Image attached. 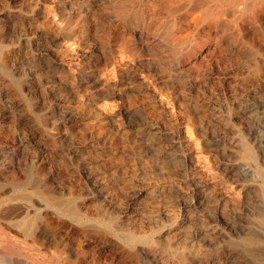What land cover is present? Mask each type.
<instances>
[{
    "label": "rangeland",
    "instance_id": "1",
    "mask_svg": "<svg viewBox=\"0 0 264 264\" xmlns=\"http://www.w3.org/2000/svg\"><path fill=\"white\" fill-rule=\"evenodd\" d=\"M29 3L32 0H0V185L8 187L9 191L6 213L5 209L0 210L4 230H0V264H49L50 260V264H55L60 256L59 259L68 260L72 244L70 233L75 222L68 209L73 206L78 209L85 196L92 200L90 208L96 214L94 218L85 219L93 229L88 230L87 236L78 226L77 234L83 241L78 238L76 243L84 246L81 247L83 262L146 264L139 255L134 258L125 253L124 244L115 242L123 239L121 236L127 230L141 233L143 242L139 243L164 253L173 262L169 264H185L191 259H197V264L222 262L220 246L228 239L216 236L214 229L226 226L216 220L222 208L229 212L226 206L230 177L224 169L236 159L244 162L241 157L243 125L230 116L222 104H211L202 110L210 125L200 126L193 121L194 134L190 137L159 106L152 91H138L128 102L142 105L141 113L150 112L155 118L153 125L166 134H146L145 127L150 122L140 119V113L131 112L128 116L118 115L111 122L113 143L103 141L101 111L95 99L101 96V89L97 86L90 92L87 83L90 71L99 73L98 67L89 60V50H93L94 56L103 52L101 0H39V7L45 8L53 18L50 27L41 26L39 47L34 43L28 46L24 40ZM90 4L97 9L95 13L89 10ZM88 24L94 26L95 36L85 31ZM28 67L37 68L42 78L57 77L53 90L31 93L24 90ZM91 113H95L93 118ZM182 115L185 114L181 112ZM142 131L149 142L170 141L175 146H143ZM89 172L100 187L87 185L85 175ZM138 189H144V193L135 197ZM46 190L58 196L61 205L47 201L42 196ZM102 191L106 198L100 195ZM24 203L34 206L30 221L34 226L43 225L46 237L35 240L22 236L16 221L20 217V204ZM47 208L49 215H44L43 209ZM80 209L83 211L82 207ZM9 210L13 214L7 213ZM226 212L225 220L229 217ZM95 227L102 233L94 232ZM84 237L89 240L92 237L93 242L87 243ZM10 242L21 245L22 250L10 252L6 247ZM34 244L42 248L37 255L25 249ZM91 253L97 258L91 259Z\"/></svg>",
    "mask_w": 264,
    "mask_h": 264
},
{
    "label": "bare ground",
    "instance_id": "2",
    "mask_svg": "<svg viewBox=\"0 0 264 264\" xmlns=\"http://www.w3.org/2000/svg\"><path fill=\"white\" fill-rule=\"evenodd\" d=\"M38 4L39 0H32V3H29L30 15H27L24 20V40L28 46L34 43L39 47L41 34H43L41 26L50 27L53 24V18L49 13H46L45 8L42 10ZM99 4H101L102 15L101 43L103 52L99 56H94L93 50H89V60L98 67L99 73H96L95 70L90 71L87 83L90 92H93L97 86H100L101 89V96L95 99L101 111L100 120H102V131L105 138L103 141L113 143L111 122L116 116L122 114L128 116L131 112L140 113L138 116L140 119H144L145 123L150 122L146 124L145 133L166 134V131L153 125L155 118L150 115V112L146 111L144 115L141 113L143 112L142 105L128 102L132 94H137L138 91H152L155 98L159 100V106L168 116L170 115V118L175 119L181 126L180 128H183L190 137L194 134L193 121H197L200 126L210 125L206 115L202 114L205 107L219 103L225 106L230 116L243 125L240 126L244 129V151L241 155L244 162L236 159L228 163L224 169L230 177V191L226 206L229 212L222 208V211L217 214L216 220L224 222L226 226L215 227L214 232L216 236L224 238V240L227 238L228 241L220 246L222 248L219 258L222 259V262L219 260L207 261L204 264H264V0H101ZM94 9V6L90 4L89 10L95 13L97 9ZM98 24L100 25V23ZM93 28L92 24H88L85 31L94 35L95 29ZM60 56L62 57V55ZM27 73L29 76L24 82L23 88L30 93L41 89L52 91L58 82L55 76L40 77L37 68L28 67ZM94 74L97 75V78L94 77ZM181 112L185 115L180 116ZM92 115L95 113H91ZM145 133L141 132V135L144 134L141 137L145 142L142 141L143 146L151 148L153 145H174L170 141L149 142V139L146 140ZM219 164L222 165V163ZM85 176L87 185H92L95 188L100 187V183L92 173L89 172ZM102 187L104 188V186ZM7 188L0 185V210L5 209L2 210L3 212L6 211L5 206L9 197ZM23 193L26 196L25 192ZM143 193L144 189L134 192L135 197H139ZM100 195L106 198L103 191L100 192ZM42 196L47 201L61 203L58 201V196L52 195L47 190L45 193L43 192ZM85 197L78 209L74 206L68 209L69 216L75 221L70 233L72 244L68 249L69 259L61 260L60 256L55 260L57 264H92L89 260L83 262L81 259L83 258L81 257L83 244L80 243L83 241V237L81 239L77 234L80 225L86 234L84 236H87L88 230L90 231L92 228L89 227L90 225L85 219L94 218L96 214L90 208L92 200ZM14 199L16 200V197ZM37 204H39L38 201ZM81 207L83 211H81ZM18 210L20 217L15 215V218H18L16 222L21 228L23 237L35 240L36 238L38 240L39 237H46L43 225L40 224L41 227L34 226L35 223L30 221V214L34 210L32 204H20ZM43 210L44 215H49L48 208ZM9 211L7 213L13 214L11 210ZM12 211L14 210L12 209ZM225 212L229 213L226 220ZM1 224L3 223L0 222V230H3ZM94 232L102 233L97 228ZM141 236V233L127 230L125 235L121 236L124 238L115 239L117 240L115 242L124 244L125 253L128 252L134 258L139 255L146 264H169L172 262L164 253L139 243L142 241L140 240ZM8 238L6 239L8 240ZM78 238L81 239L79 242L81 247L76 243ZM84 240L89 244L93 242L91 241L92 237L91 240L89 237H84ZM111 242L114 243L113 240ZM20 246L15 242H10L6 247L10 252L17 253L21 249ZM25 247L34 255L42 251V248L35 244ZM4 252L6 253V251ZM95 258L97 256L91 253V259ZM183 261L185 260L183 259ZM50 262L52 261L50 260ZM197 263V259L185 262V264Z\"/></svg>",
    "mask_w": 264,
    "mask_h": 264
}]
</instances>
